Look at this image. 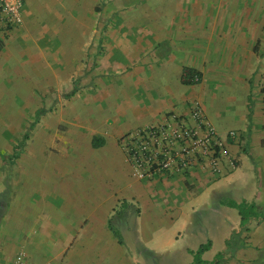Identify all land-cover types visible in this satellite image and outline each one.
I'll list each match as a JSON object with an SVG mask.
<instances>
[{
	"label": "crops",
	"instance_id": "1",
	"mask_svg": "<svg viewBox=\"0 0 264 264\" xmlns=\"http://www.w3.org/2000/svg\"><path fill=\"white\" fill-rule=\"evenodd\" d=\"M82 1L97 0H26L22 26L0 41V57L6 59L2 66H12L14 51H41L51 33L59 34L60 41L92 39L96 22L84 20ZM258 1L111 0L116 5L107 8L108 15L119 7L124 13L105 23V52L93 72L94 93L74 103L73 114L63 115L70 127L61 137L63 145L57 155L41 149L40 164L32 165L38 164L41 170L33 169L31 177L27 172L20 181L19 190L24 192L4 200L0 197V264H14L19 257L28 264H138L130 247L120 244L110 228V220L124 203L139 210L134 216L133 248L156 244L150 247L155 251L167 245H158L159 231L174 227L177 239L210 201L230 197L226 202L218 200L220 204L215 201L214 209L228 222L232 220L228 230L241 224L238 210L227 206L228 201H257L258 209L264 210V67L258 68L254 58L252 66L236 67L230 78L222 64L226 41L233 38L235 49L241 51L247 38L244 27L251 24L250 13L248 21L242 12L264 6V1ZM124 40L130 45L125 52ZM73 57L79 61L80 54ZM74 67L66 71L74 72ZM185 68L201 72V84L183 85ZM212 70L219 75L212 79L219 87L232 81L234 85L228 86L233 87L228 97L222 92L208 109L201 94L209 92L203 87ZM250 96L255 101L251 130ZM123 97L124 114L114 107ZM85 102L91 106L85 107ZM194 102L224 146L221 172L203 163L186 174L138 179L126 162L120 139L164 124L170 115L188 117ZM94 103L100 108L94 109ZM230 104L235 107H226ZM44 123L45 119L41 126ZM231 133L238 136L231 137ZM118 225L125 241L124 223ZM246 251L238 252L240 259L257 258ZM240 259L232 264H243Z\"/></svg>",
	"mask_w": 264,
	"mask_h": 264
},
{
	"label": "rangeland",
	"instance_id": "2",
	"mask_svg": "<svg viewBox=\"0 0 264 264\" xmlns=\"http://www.w3.org/2000/svg\"><path fill=\"white\" fill-rule=\"evenodd\" d=\"M260 1L258 2L260 3ZM113 3L111 0L81 2V15L85 18L84 20L89 18L91 21L94 19L96 22V26L92 28L94 31L93 38L91 37L92 39L90 40L82 38L80 42L60 41L59 34L53 36V33H51L50 40L46 42L47 44L42 43L41 51L40 49L19 51V53L14 51L10 56L13 64L8 69L2 66L6 59H4V56L0 57L1 200L10 198L12 194L24 192L19 190L21 189L19 186L20 181L27 177V172L29 173L28 177H31L34 176L31 174L33 169H36V172L41 170L38 168V164L36 168L32 166L34 163L41 162V149L55 155L58 154V148L63 145L61 137L66 136L70 128L62 119L63 115L73 114V104L82 98H87L88 92L94 93L92 92L95 89V80L92 78L94 77L93 72L97 62L100 60V56L105 52L104 35L108 27L105 26V23H107V19L119 17L124 13V9L120 7L118 9L113 8V14L109 16L110 11L107 8L112 7ZM113 5L116 4L114 3ZM249 13L251 15V24H247L244 27L247 32V38L242 43L241 51L235 49L237 42H234L233 38L225 42V57L222 64L227 70L225 75L230 78H234L236 67L243 66L244 69H248L249 65L252 66L254 58L258 68L264 67V6L256 11H243L242 18L250 21L249 17H247ZM55 29L57 28L55 27ZM65 30L68 31L69 29L66 28ZM56 36L59 40L53 39ZM86 37L88 38L89 36L87 35ZM124 41L125 52L130 45L127 44V40ZM73 45H76L74 49ZM44 46H47V50ZM74 53L80 54L79 61L73 57ZM45 54H48V56L44 58ZM73 64L75 67L79 64L80 67H74L76 70L74 72H67L66 70L72 69ZM212 72L214 70L208 74L209 80L203 87L204 89H209V92L201 94V97H203L202 104L208 109H211L213 105L215 106L214 100L217 95L222 96L223 92L224 97H228L229 91L233 88L228 86L234 85L232 81L219 87L217 80L212 81L219 75ZM75 83H79L78 86L81 92L79 91L75 97L67 99L66 95L71 92ZM224 86L226 87L223 90L222 87ZM98 92L100 91L96 92L99 95L100 93ZM217 92L220 94H217ZM135 100H137V97H135ZM87 103L85 102L84 106L90 107L91 104ZM195 104L196 102L192 103L191 107ZM253 104L255 105L254 100ZM92 106L94 109L100 108V105L98 106L95 103ZM230 106L235 107L233 104L226 107ZM114 107L124 114V97L119 99L118 105ZM40 110L46 111V114L42 116L40 123L30 132L29 138H26ZM96 114L101 115L103 113ZM44 119L45 123L41 126V122ZM19 146L23 147V152L15 161V164L12 165L10 158ZM247 155L253 162L251 156ZM261 180L262 178L258 177L257 186L260 190H262ZM229 198L225 197V201H223V197L217 199V201L214 200L213 203L210 201L207 206L199 209L192 219L193 226L187 229L185 233L179 235L177 239L174 237V227L159 231L156 234V236L159 234L160 237L158 245L162 246L164 243L167 245L163 249L156 251L150 248L152 246L155 247L156 244L140 245L133 248L136 244V237L134 236L135 207L127 204L128 206L124 208V220H121V223H124V237L126 238L124 245L128 248L130 247V254L133 255L138 264H193V253L210 240L212 248L202 257L203 261L207 259L213 262L217 257L223 256L219 264H232L234 260L240 259L239 251L247 250L246 252H252L257 255V258H250L251 261L241 258L240 260L243 264H264V210L258 209L257 201L256 203L251 202L250 204L256 206V216L259 218V222L253 221L245 227L240 224L238 229L228 230L227 227L230 226L232 220L229 219L231 222H228L222 215L216 214L214 209H216L217 204H220L217 203L218 200L226 202ZM215 201L217 204H215ZM113 225L117 226V221L115 222L114 220ZM126 231H128V234H126Z\"/></svg>",
	"mask_w": 264,
	"mask_h": 264
},
{
	"label": "built area",
	"instance_id": "3",
	"mask_svg": "<svg viewBox=\"0 0 264 264\" xmlns=\"http://www.w3.org/2000/svg\"><path fill=\"white\" fill-rule=\"evenodd\" d=\"M25 3L26 0H0V41L22 26ZM120 146L126 162L140 180L186 174L203 163L219 173L225 156L216 130L207 122L198 103L192 106L188 117L170 115L164 124L128 133ZM14 264L28 263L19 257Z\"/></svg>",
	"mask_w": 264,
	"mask_h": 264
},
{
	"label": "trees",
	"instance_id": "4",
	"mask_svg": "<svg viewBox=\"0 0 264 264\" xmlns=\"http://www.w3.org/2000/svg\"><path fill=\"white\" fill-rule=\"evenodd\" d=\"M3 49V45L0 42V52ZM203 79V75L201 72L192 69V68H185L183 71V76H182V84L183 85H187V86H195V85H199L201 84ZM77 82V81H75ZM79 83H75L73 89L71 90V92H69L66 95L67 99H71L73 97H75L78 92L80 91V87L78 86ZM254 104H253V98L252 96L249 97V120H250V126H249V130H251V120H252V116H253V112H254ZM46 111L40 110L37 113V117H36V121L32 124V126L30 127V131L28 132V134L26 135V138H29L30 132L40 123V120L42 118V116H44L46 113ZM127 135V134H126ZM125 135V136H126ZM25 138V139H26ZM124 136L120 139L123 140ZM119 141V142H120ZM23 152V147L19 146L18 149L15 150V152L13 153V155L10 158V161L12 162L11 164L14 165L15 161L20 157V155ZM227 206H230L232 208H235L239 211L240 217H241V226L245 227L248 226L249 224H251L253 221H258L259 222V218H257L256 214V206L254 204H250L247 202H242L240 204L234 202V201H229L227 203H225ZM128 205L126 203H124L122 205V207L120 208V211H118L116 213V215L110 220V228L111 230L114 232V235L116 236V238L118 239L120 244H124V241L121 237V234L119 232V225L118 222H121V220H124V208L127 207ZM132 206V205H131ZM135 207V206H134ZM0 214H3V212L0 211ZM134 216H137L139 214V210L135 207L134 209ZM115 220V222L117 221V226L113 225V221ZM211 248V242L209 241L206 245H202L200 246V248L193 253L194 254V262L193 264H219L222 259L223 256H219L217 257L213 262L208 263L203 261L202 257L203 255L209 251Z\"/></svg>",
	"mask_w": 264,
	"mask_h": 264
}]
</instances>
